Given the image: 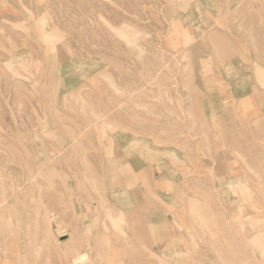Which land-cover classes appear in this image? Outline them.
Listing matches in <instances>:
<instances>
[{
	"label": "crops",
	"instance_id": "1",
	"mask_svg": "<svg viewBox=\"0 0 264 264\" xmlns=\"http://www.w3.org/2000/svg\"><path fill=\"white\" fill-rule=\"evenodd\" d=\"M174 1L182 50L177 133L169 122L161 132L150 102L146 129L134 108L131 117L100 121L92 147L100 175L114 179L105 180L107 202L97 215L102 222L109 209L124 225L127 236L110 234L121 264H264V0ZM74 64L60 63L62 100L92 86L96 64ZM72 200L75 210L57 233L65 250L75 244L63 255H110L95 247L104 235L72 237L73 227L97 218L84 211L77 219L73 212L85 206Z\"/></svg>",
	"mask_w": 264,
	"mask_h": 264
},
{
	"label": "rangeland",
	"instance_id": "2",
	"mask_svg": "<svg viewBox=\"0 0 264 264\" xmlns=\"http://www.w3.org/2000/svg\"><path fill=\"white\" fill-rule=\"evenodd\" d=\"M174 4L0 0V264H121L110 234L127 235L109 209L102 222L98 216L107 202L105 180L112 177L100 175L93 141L99 142L101 120L131 117L133 108L146 129L149 102L161 132L169 122L177 133L183 100L174 91L182 50ZM64 61L67 70L83 61L96 65L92 86L62 100ZM63 132L70 141L65 145ZM73 196L85 206L73 212L77 219L84 211L98 215L73 227L72 237L104 235L101 244L93 236L94 245L108 247L110 255H63L75 244L65 250L57 233L61 217L75 210Z\"/></svg>",
	"mask_w": 264,
	"mask_h": 264
}]
</instances>
